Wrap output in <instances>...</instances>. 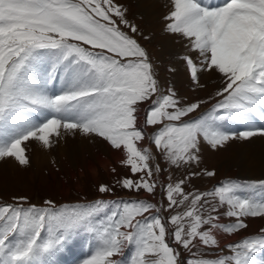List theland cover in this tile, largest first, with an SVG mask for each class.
Segmentation results:
<instances>
[{"label":"snow or ice","instance_id":"6c2138e0","mask_svg":"<svg viewBox=\"0 0 264 264\" xmlns=\"http://www.w3.org/2000/svg\"><path fill=\"white\" fill-rule=\"evenodd\" d=\"M163 7L162 31L182 47L192 90L207 91L203 77L217 83L206 99L165 90L146 49L123 30L140 32L118 0H0V161L29 166L30 142L48 150L67 137L99 141L131 173L117 185L151 196L160 187L167 201L37 206L13 197L0 204V264H59L81 233L91 245L81 264H124L129 246L127 264H264V227L221 244L264 219V179L210 191L192 183L216 175L198 170L205 148L264 138V0ZM161 159L182 178L161 185Z\"/></svg>","mask_w":264,"mask_h":264},{"label":"rangeland","instance_id":"374dc122","mask_svg":"<svg viewBox=\"0 0 264 264\" xmlns=\"http://www.w3.org/2000/svg\"><path fill=\"white\" fill-rule=\"evenodd\" d=\"M220 1L222 3V0H209L208 2L220 4ZM118 2L127 8V18L139 28L140 32L132 34L127 28L123 30L133 35L146 48L150 60L156 67L158 79L165 90L170 86L179 96L189 100L206 99L209 92L217 87V83L203 77L201 83L206 84L207 91L192 90V85L184 73V65L177 55L179 51L177 50V54L173 53L174 51H168L162 44V39L165 38L162 31L164 22L158 21L157 18L154 22L150 21L136 0H118ZM121 27L123 28V26ZM144 36L150 38L145 40ZM169 69H175V71H169ZM209 106V104L204 105L202 110ZM257 126H261V122L257 121ZM238 128L239 126H233V130ZM67 138L59 142V144L65 143L67 148L65 146V148L52 147L50 150L41 149L42 151L40 150L36 156L29 157L30 165L27 167H20L16 162L9 164L7 161H0V204L14 203L13 197H27L29 204L37 206H42L46 199L54 201L57 205L93 201L94 199L113 202L146 199L157 203L158 206L161 202L165 207L167 206L165 193L160 187L156 189L155 195L151 196L144 191L136 193L124 190L116 184L117 180L131 176L129 169L121 163L124 158L122 153H116L105 143L96 141L93 143V147L88 146V153L84 155L79 146H70L72 142L69 141L70 137ZM80 139L81 137H77L72 141L79 143ZM145 146H147L146 143ZM160 163L161 167L166 169L160 175L161 185L182 178L181 170L167 169V165L162 159ZM113 168L116 169L115 172L112 171ZM246 168L253 170H250V174H248L249 170ZM201 169L214 171L216 175L212 178L204 177L193 180L192 183L200 191H210L227 180L244 183L264 179V138L256 137L251 142L233 141L219 151L205 148L198 170ZM169 176H171V181H169ZM100 184H107L114 190L110 193L100 194L97 190ZM114 208L115 203L110 206L109 211ZM164 215L167 216L168 213H164ZM249 221L250 226L251 222H258V227L254 232H251V227H249L239 234L225 237L227 240L221 244L237 242L250 234L259 233L260 228L264 227L262 218H250ZM124 253L131 256V246L126 248ZM90 254L91 248L84 245L83 239L77 238L71 250L59 258V264H68L71 260L72 264H76L79 260L86 259ZM184 255L188 256V253L185 252ZM121 259H125V264H127L126 258ZM262 260H264V254Z\"/></svg>","mask_w":264,"mask_h":264},{"label":"bare ground","instance_id":"6f19581e","mask_svg":"<svg viewBox=\"0 0 264 264\" xmlns=\"http://www.w3.org/2000/svg\"><path fill=\"white\" fill-rule=\"evenodd\" d=\"M140 5V9L144 12V14L147 15V17L150 19V21L154 22L155 19L157 18L158 21L159 20H162V16L165 12V8L163 7V0H136ZM209 1V0H208ZM213 3V2H212ZM136 9V8H135ZM156 19V20H157ZM163 21V20H162ZM157 25V24H156ZM154 28V27H153ZM165 38H163V46L168 50V51H174L173 53H176L177 54V50L179 51V54L182 53V47L181 46H178L177 43L174 41V39L169 36V35H166L164 36ZM163 47V48H164ZM179 54H177L179 56ZM174 57V56H173ZM183 64V62H181ZM180 66V65H179ZM185 73V72H184ZM206 79H208L207 77H205ZM209 80V79H208ZM77 138V137H76ZM68 139V138H67ZM72 139L74 140V138L70 137L69 141H71L72 143L70 144V146L72 147H75V146H79V148L81 149V152L82 154H87V149H88V146H92L93 147V141H89L88 139L86 138H81L79 143H75V141H72ZM59 145V146H58ZM65 143H58L56 144L54 147L56 148H65ZM67 148V146H66ZM43 149L42 146H39L37 143L35 142H30L27 146V152H28V156L33 158L34 156L37 155V153L40 152V150ZM75 149V148H74ZM50 150V149H49ZM78 150V149H77ZM42 151V150H41ZM71 152V151H70ZM73 152V151H72ZM61 155V153H60ZM62 156V155H61ZM70 156V155H69ZM68 157V156H67ZM7 162H9V164H13V162H15L14 160L12 159H7L5 160ZM4 161V162H5ZM244 161H248V160H244ZM248 165V164H246ZM249 170L248 174H250V170H253V169H249V168H246ZM247 170V171H248ZM250 222V221H249ZM260 225V223H259ZM251 232H254L257 227H258V222L257 221H253L251 222ZM231 239V238H230ZM227 239L223 238L221 239V243H223V241H226ZM80 242V241H79ZM80 252V251H79ZM262 255L263 254H258L259 258L262 259ZM68 257H70V255H68ZM76 258V257H75Z\"/></svg>","mask_w":264,"mask_h":264}]
</instances>
